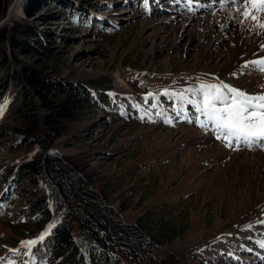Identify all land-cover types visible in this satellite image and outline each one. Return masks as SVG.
Here are the masks:
<instances>
[{
    "label": "rangeland",
    "instance_id": "1",
    "mask_svg": "<svg viewBox=\"0 0 264 264\" xmlns=\"http://www.w3.org/2000/svg\"><path fill=\"white\" fill-rule=\"evenodd\" d=\"M13 3L17 11L8 17ZM236 8L228 0L6 2L0 27L26 20L43 41L31 35L35 47L22 53L8 44L5 52L12 76L0 89V104L7 102L0 114V264H49L39 245L29 259L21 248V241L33 238L36 231L28 212L30 176L18 170L37 146L20 144L23 106L20 78L14 75L23 68L87 85L92 101L81 103L80 116L63 123L59 134L44 121L50 109L34 96L43 121L39 135L90 179L101 205H112L127 222L146 225L154 241L143 247L154 264H264V247L255 239L264 240V223L259 222L264 209L252 212L256 206L251 198L247 212H240L249 198L251 176L264 183V147L223 146L230 154L206 153V145L193 141L199 136L196 131L186 129L179 137L177 128L159 124L161 112H179L177 103H167L176 97L164 95L165 89L181 92L201 82H223L248 93L264 92V73L252 65L245 68L249 60L233 65L240 40L236 29L244 35L248 30ZM213 41L209 56L196 65L198 55ZM253 42L248 36L243 57ZM121 82L126 88L121 89ZM46 96L57 101L66 95L53 87ZM182 137L200 146L185 147L164 161L165 149L175 140L177 149ZM188 151L193 153L186 161ZM251 230L255 238L249 237Z\"/></svg>",
    "mask_w": 264,
    "mask_h": 264
},
{
    "label": "trees",
    "instance_id": "2",
    "mask_svg": "<svg viewBox=\"0 0 264 264\" xmlns=\"http://www.w3.org/2000/svg\"><path fill=\"white\" fill-rule=\"evenodd\" d=\"M7 1L0 0V18L6 11ZM39 33L33 24L20 19L12 26L0 27L1 90L12 76L6 68L7 45L19 52H27L35 47L31 35L38 37L39 42L43 41ZM14 76L21 79L19 92L24 122L20 144H37L18 171L19 175L28 173L30 176L32 190L28 194L32 198L28 212L33 230L37 231L49 218L51 225H55L38 244L49 264H154L143 247L154 241L146 225L140 221L127 222L112 205H101L95 198L97 191L91 188L90 179L78 173L70 157L52 151V146L48 148L39 135L43 121L34 96H40L50 109L43 117L44 121L59 134L63 123L80 116V104L92 101L87 85L83 81L45 78L35 69L23 68ZM53 87L65 94V98L54 101L47 97ZM0 135L3 132L0 131ZM46 188L49 194L45 193Z\"/></svg>",
    "mask_w": 264,
    "mask_h": 264
},
{
    "label": "snow or ice",
    "instance_id": "3",
    "mask_svg": "<svg viewBox=\"0 0 264 264\" xmlns=\"http://www.w3.org/2000/svg\"><path fill=\"white\" fill-rule=\"evenodd\" d=\"M188 2L191 3V0ZM228 2L237 5L236 11L243 17L242 24L251 21L254 22L255 28L264 29V0H228ZM249 65L255 66L264 73V58L246 62L244 67L247 68ZM163 94L172 95L181 102L191 104L205 117L200 121V127L207 128L211 125L215 138L224 143L225 147L232 150H239L241 145L249 148L254 145L264 147V92L253 94L223 82H201L196 88L189 87L181 92L171 93L165 89ZM152 96L153 93L149 92L148 97ZM6 103L5 101L4 104H0V114ZM259 222L264 223V220ZM54 227V224L50 225L38 240L21 241V248H27L30 253L32 247L43 241ZM260 246L264 247V242H261ZM13 251L18 252L19 249Z\"/></svg>",
    "mask_w": 264,
    "mask_h": 264
},
{
    "label": "bare ground",
    "instance_id": "4",
    "mask_svg": "<svg viewBox=\"0 0 264 264\" xmlns=\"http://www.w3.org/2000/svg\"><path fill=\"white\" fill-rule=\"evenodd\" d=\"M16 11H17V3H13V4H11L10 6H9V8H8V11H7V16L8 17H12L15 13H16ZM230 13H231V11H229ZM217 23V22H216ZM247 23V35H244L245 33H242V31H241V28H238V29H236V32H237V35H238V37L240 38V40L238 39V41H237V44H236V50H235V59H236V62L233 64V65H240L242 62H244V61H247V60H251V61H253V60H257V59H261L262 57H264V48H262V45H264V29H259V28H255L253 25H254V22H251V21H247L246 22ZM202 25V24H201ZM214 25V24H213ZM244 25H245V23H244ZM241 26V25H240ZM202 27V26H201ZM212 27V26H211ZM200 29V28H199ZM203 30H205V28H203ZM253 37V39L255 40V43L254 44H251L250 46V50L248 51L247 50V52L244 54L245 56L243 57L242 55H241V53L242 52H244V51H242V47H243V45H244V43H245V41L247 40V37ZM249 39H251V38H249ZM249 43V42H248ZM215 45V41H213L211 44H210V47L208 48V50H207V52L203 55L202 53L203 52H201L199 55H198V57H197V64L196 65H201V62L203 61V60H205L208 56H209V54L211 53V47H213ZM246 49V48H245ZM232 53V52H231ZM223 55V54H222ZM234 55V54H233ZM241 55V56H240ZM221 56V55H220ZM225 56V55H224ZM183 57V56H182ZM228 59H230V57L228 58ZM225 62V61H224ZM230 63V62H229ZM229 63H228V65H229ZM224 66V65H223ZM222 66V67H223ZM232 66V65H231ZM224 68V67H223ZM223 68H222V70H223ZM231 68V67H230ZM229 68V69H230ZM236 69V68H235ZM225 71H226V69H224ZM233 71V70H232ZM236 71V70H235ZM240 71V70H239ZM222 72V71H221ZM234 72V71H233ZM241 72V71H240ZM223 74H225V72L223 71L222 72ZM220 77L222 78L223 76L222 75H220ZM253 78H252V80H254L255 79V75H253L252 76ZM122 88H126L125 87V85L121 82V89ZM187 129H189V128H187ZM191 131H193L194 132V130L192 129H190V132ZM193 134V133H192ZM197 135V134H196ZM197 139L198 140V142H201L202 144H204V145H206L207 146V150H205L206 151V153H210V152H213V153H215V154H217V155H222L223 156V154H225L226 155V153L227 154H230L229 153V151L226 149V148H223V145L221 146L219 143H216V142H214L213 140H209V138H207V136H205V135H199V137H197V136H195V137H193V139ZM191 139H192V137H191ZM195 139V140H196ZM190 140V139H189ZM192 141V140H191ZM194 141V140H193ZM197 142V141H196ZM197 142V143H198ZM205 147V146H204ZM203 153H205L204 151H202ZM192 151H188L187 153H186V155H185V158H184V160H186V161H188L189 159H191V157H192ZM205 153V154H206ZM234 153V152H233ZM196 154V153H195ZM207 155V154H206ZM207 156H212V154H210V155H207ZM219 157V156H218ZM218 170V169H217ZM218 172L216 171V172H214V175H216ZM217 176V175H216ZM252 178L250 179V184H249V186H250V189H249V191H250V193L247 195L249 198H248V200L247 201H245V202H243L242 204H241V208H240V212L241 213H245V212H247L246 211V208H248L250 205V203H252V202H250L249 200H251V198H253V200H254V206H256L255 208L254 207H252V212H255V210H260V207L259 206H261V209H264V193L262 192V184L264 185V183H261V181L260 180H255V178L253 177V176H251ZM248 191V192H249ZM248 210V209H247ZM250 211V210H249ZM259 212V211H258ZM264 215V214H263ZM252 231V230H251ZM253 232V231H252ZM249 237H253V238H255V234H254V232L252 233V234H250L249 235ZM255 239H257L258 240V242H264V240H262L261 238H255Z\"/></svg>",
    "mask_w": 264,
    "mask_h": 264
},
{
    "label": "crops",
    "instance_id": "5",
    "mask_svg": "<svg viewBox=\"0 0 264 264\" xmlns=\"http://www.w3.org/2000/svg\"><path fill=\"white\" fill-rule=\"evenodd\" d=\"M167 121L168 120L163 121V122H160L159 124L161 126L167 127V128L168 127H174L175 129L177 128L178 130H180L179 133H178V136L179 137H181V134H183L184 132H186V129L187 128H190V129H193L194 131H196L197 133H199V135H205V136H207V138H209V140H213V141L215 140V141L219 142L221 146L222 145L224 146V144L220 140H217L215 138V134L211 130V126L210 125L207 128L200 127V120L193 121V122H189V121H187V122H185V121L184 122H182V121H175V122L168 121L167 122ZM195 139H194V141H195ZM175 143H177L176 140H175ZM175 143L173 145L168 146L165 149V151L168 152V154H166L162 158L164 161H166L167 159H170L169 157L173 156V154L179 152L180 150H182L185 147H187V149H188V146H190L192 148H196V147H199L200 146V145L198 146L197 143L195 145L192 143L194 146L193 145L191 146L190 145L191 142L189 140H186V137H182V140H179V142H178V148L177 149L175 148ZM187 149H186V151H187ZM157 161L158 160L156 159V162Z\"/></svg>",
    "mask_w": 264,
    "mask_h": 264
},
{
    "label": "water",
    "instance_id": "6",
    "mask_svg": "<svg viewBox=\"0 0 264 264\" xmlns=\"http://www.w3.org/2000/svg\"><path fill=\"white\" fill-rule=\"evenodd\" d=\"M2 23V21L0 22V24Z\"/></svg>",
    "mask_w": 264,
    "mask_h": 264
}]
</instances>
